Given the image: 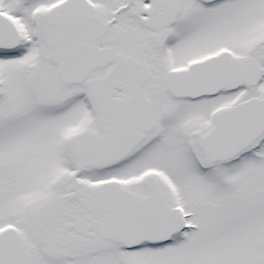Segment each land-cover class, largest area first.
Here are the masks:
<instances>
[{
  "label": "snow or ice",
  "instance_id": "1",
  "mask_svg": "<svg viewBox=\"0 0 264 264\" xmlns=\"http://www.w3.org/2000/svg\"><path fill=\"white\" fill-rule=\"evenodd\" d=\"M0 264H264V0H0Z\"/></svg>",
  "mask_w": 264,
  "mask_h": 264
}]
</instances>
